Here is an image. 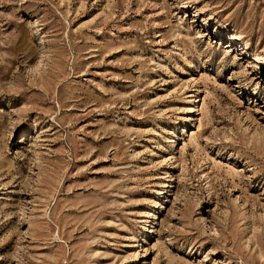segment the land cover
<instances>
[{"label": "rangeland", "instance_id": "rangeland-1", "mask_svg": "<svg viewBox=\"0 0 264 264\" xmlns=\"http://www.w3.org/2000/svg\"><path fill=\"white\" fill-rule=\"evenodd\" d=\"M0 264H264V0H0Z\"/></svg>", "mask_w": 264, "mask_h": 264}]
</instances>
